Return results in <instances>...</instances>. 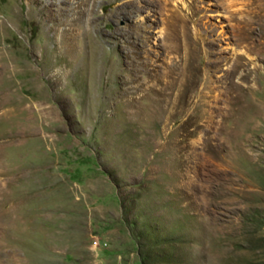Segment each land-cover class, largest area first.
<instances>
[{
	"label": "rangeland",
	"instance_id": "374dc122",
	"mask_svg": "<svg viewBox=\"0 0 264 264\" xmlns=\"http://www.w3.org/2000/svg\"><path fill=\"white\" fill-rule=\"evenodd\" d=\"M0 264H264V0H0Z\"/></svg>",
	"mask_w": 264,
	"mask_h": 264
},
{
	"label": "bare ground",
	"instance_id": "6f19581e",
	"mask_svg": "<svg viewBox=\"0 0 264 264\" xmlns=\"http://www.w3.org/2000/svg\"><path fill=\"white\" fill-rule=\"evenodd\" d=\"M75 8H72L71 11H74ZM64 10V9H63ZM68 12H70V8L68 10H64L63 12H60L58 14H51V15H47L46 18H49V19H53V20H58L57 21V24H62V25H66L65 23H67V14ZM75 21L76 19H74L72 21V24L74 25L75 24ZM56 23V22H55ZM59 27V26H58ZM52 28V27H51ZM54 31H60V30H56L57 28L56 27H53ZM61 34V39H64V40H71L72 41V36L73 34L70 32V31H61L60 32ZM62 42V41H61Z\"/></svg>",
	"mask_w": 264,
	"mask_h": 264
}]
</instances>
